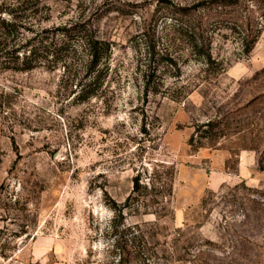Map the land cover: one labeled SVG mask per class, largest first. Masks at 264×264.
<instances>
[{"label":"rangeland","instance_id":"374dc122","mask_svg":"<svg viewBox=\"0 0 264 264\" xmlns=\"http://www.w3.org/2000/svg\"><path fill=\"white\" fill-rule=\"evenodd\" d=\"M43 1L35 30L94 32L110 58L88 71L75 34L55 69L0 73V264H264V0ZM237 20L261 30L248 57Z\"/></svg>","mask_w":264,"mask_h":264},{"label":"trees","instance_id":"16d2710c","mask_svg":"<svg viewBox=\"0 0 264 264\" xmlns=\"http://www.w3.org/2000/svg\"><path fill=\"white\" fill-rule=\"evenodd\" d=\"M71 1V0H64ZM90 1L94 3L95 0H78ZM220 7H231L236 3L234 1H226L224 3L215 0ZM206 3L193 8H183L181 12L183 15H192L198 7H203ZM51 9L44 4L43 0H4L0 4V73H30L39 69L44 63H48L50 69H55L59 63L64 61V56L69 53L72 47L73 35L80 37L79 44L82 45L88 52L90 61L88 63V71L94 72L98 67L103 65L110 58V45L105 41L96 38L95 33L89 32L85 29L79 28L67 29L57 28L35 30L33 25L50 21ZM239 20H237L238 22ZM235 25L237 27L234 32L239 34V45L242 53L245 56H250L255 48L260 36L261 30L257 27L245 24L243 20ZM183 36L187 41V49L198 57H202L208 66L215 64L212 61L211 47L206 43V39L199 36L195 29L188 24L181 26ZM32 35V36H29ZM49 36H52L49 37ZM170 63H174L172 60ZM152 67H149V72ZM67 70V66H66ZM158 71V68L154 70ZM94 81H91L82 86L80 101L86 102L95 97V92H91ZM210 132H204L201 139H211L212 137H223V131L214 134V125L209 123L207 125ZM200 128L196 130V135ZM210 133V134H209ZM195 136L192 137L190 145L194 149L201 148V144L194 145ZM260 171H264V167H260ZM134 189L133 193L141 196V190L148 191V187H141L139 177L133 179ZM150 192H156L158 196H162V187H156L151 183ZM150 193V194H151ZM124 208V207H123ZM111 209L116 213H120L121 209L115 202H112Z\"/></svg>","mask_w":264,"mask_h":264},{"label":"crops","instance_id":"0c3cea01","mask_svg":"<svg viewBox=\"0 0 264 264\" xmlns=\"http://www.w3.org/2000/svg\"><path fill=\"white\" fill-rule=\"evenodd\" d=\"M46 249H47V248H46ZM46 249H45L46 252H45V251H41L40 253H44V252H45V254L48 253V252H49V249H47V250H46ZM51 250H52V248L50 249V251H51ZM45 254H44V255H45ZM36 259H40V258H36Z\"/></svg>","mask_w":264,"mask_h":264}]
</instances>
